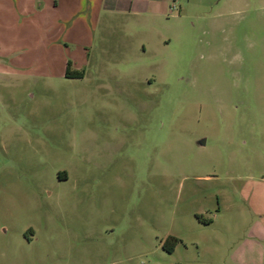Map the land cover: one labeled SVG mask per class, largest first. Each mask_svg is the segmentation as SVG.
Segmentation results:
<instances>
[{
	"label": "rangeland",
	"instance_id": "374dc122",
	"mask_svg": "<svg viewBox=\"0 0 264 264\" xmlns=\"http://www.w3.org/2000/svg\"><path fill=\"white\" fill-rule=\"evenodd\" d=\"M0 264H264V0H0Z\"/></svg>",
	"mask_w": 264,
	"mask_h": 264
},
{
	"label": "trees",
	"instance_id": "16d2710c",
	"mask_svg": "<svg viewBox=\"0 0 264 264\" xmlns=\"http://www.w3.org/2000/svg\"><path fill=\"white\" fill-rule=\"evenodd\" d=\"M66 75L68 76V77H83L84 76V72L83 71H76V72H74L73 74L71 73V70H70V68H69V66H68V68H67V72H66ZM177 241V240H176Z\"/></svg>",
	"mask_w": 264,
	"mask_h": 264
},
{
	"label": "crops",
	"instance_id": "0c3cea01",
	"mask_svg": "<svg viewBox=\"0 0 264 264\" xmlns=\"http://www.w3.org/2000/svg\"><path fill=\"white\" fill-rule=\"evenodd\" d=\"M115 1H117V0H115ZM33 7H34V5H33ZM38 7H39V9H37V10H40V11H41V10H42V8H44V5H43V3H39V6H38Z\"/></svg>",
	"mask_w": 264,
	"mask_h": 264
}]
</instances>
